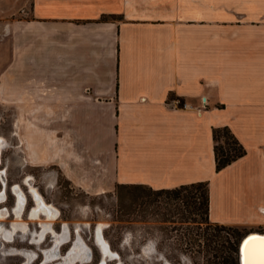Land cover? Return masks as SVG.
<instances>
[{"label":"crops","instance_id":"obj_1","mask_svg":"<svg viewBox=\"0 0 264 264\" xmlns=\"http://www.w3.org/2000/svg\"><path fill=\"white\" fill-rule=\"evenodd\" d=\"M6 29L27 163L91 194L208 181L211 222L264 229V0H30ZM223 126L247 152L217 171Z\"/></svg>","mask_w":264,"mask_h":264},{"label":"rangeland","instance_id":"obj_2","mask_svg":"<svg viewBox=\"0 0 264 264\" xmlns=\"http://www.w3.org/2000/svg\"><path fill=\"white\" fill-rule=\"evenodd\" d=\"M29 11L30 0H0V66L7 25ZM19 143V109L0 101V264H232L226 234L242 231L240 242L251 232L264 233L225 224L218 231L183 195L149 187L88 193L55 166L27 163ZM18 185L26 197L21 217ZM33 187L57 210L54 217L35 212ZM18 221L26 228L11 233Z\"/></svg>","mask_w":264,"mask_h":264},{"label":"trees","instance_id":"obj_3","mask_svg":"<svg viewBox=\"0 0 264 264\" xmlns=\"http://www.w3.org/2000/svg\"><path fill=\"white\" fill-rule=\"evenodd\" d=\"M213 139H214V151L216 159V170L220 171L223 168L230 165L232 162L237 160L246 154V149L239 139L235 136L232 130L228 126L214 127L213 128ZM221 140L223 143H221ZM125 187H146L142 185H128L119 186L118 189ZM159 192H167L175 195H183L185 202L188 205H192L198 210H202L209 217L210 211V188L209 182H197L192 184L181 185L180 187L173 189H162L156 190ZM210 220V219H209ZM218 231L226 229L225 225L216 223ZM217 240L222 241V235L220 233L215 234ZM242 236V231H237L233 235L230 234L224 236V242H226L230 248L228 257L231 259L232 264L237 263V254L239 252L240 242L239 238ZM223 242V241H222ZM225 258H220V262L224 263Z\"/></svg>","mask_w":264,"mask_h":264},{"label":"bare ground","instance_id":"obj_4","mask_svg":"<svg viewBox=\"0 0 264 264\" xmlns=\"http://www.w3.org/2000/svg\"><path fill=\"white\" fill-rule=\"evenodd\" d=\"M0 151H1V144H0ZM17 187H19V185L16 186L14 189V190H16L15 192H17L18 198H19L18 206L16 208L17 209L16 210V213H17L16 216L21 217V214H22L21 211L23 209L26 197H25L24 192L22 190H20V188H17ZM33 190H34V193L37 192L35 196H36V200H37L38 205H37V208L35 209L36 210L35 212L38 213L40 210H46L49 216L54 217L55 214H57V212H56L57 210L54 208H51L50 207L51 205H49V204L45 205L42 201L41 195L38 192V190L35 189V187H33ZM0 214H1V212H0ZM13 226H14L13 227L14 230H12L13 232H11V233H14L17 230V228H19V227H21L23 229L26 228L25 223L22 221L15 222ZM47 228L48 227L46 225L45 230ZM2 229H3V227L0 228V230H2ZM255 233H259V234L264 235V233H260V232H251L249 234H246L243 237V240L247 236L255 234ZM252 238H254V239H252ZM243 240L240 243V247H241ZM248 240H250L248 245L246 246V244H244V246L242 248V252L240 250V262L243 264H264V236H252ZM241 257H242V259H241Z\"/></svg>","mask_w":264,"mask_h":264},{"label":"water","instance_id":"obj_5","mask_svg":"<svg viewBox=\"0 0 264 264\" xmlns=\"http://www.w3.org/2000/svg\"><path fill=\"white\" fill-rule=\"evenodd\" d=\"M12 213H14V211H12ZM9 215H10V212L8 213V216H9ZM252 236H264V235L259 234V233H255V234H252V235L247 236V237L243 240V242H242V244H241V247H239V252H240V250H241V252H242V248H243L244 244H246V246L248 245V243H249V241H250V240H248V239L251 238ZM246 242H247V243H246ZM241 259H242V257H241ZM241 264H243V263H241Z\"/></svg>","mask_w":264,"mask_h":264},{"label":"snow or ice","instance_id":"obj_6","mask_svg":"<svg viewBox=\"0 0 264 264\" xmlns=\"http://www.w3.org/2000/svg\"><path fill=\"white\" fill-rule=\"evenodd\" d=\"M252 239H254V238H252ZM247 243V242H246Z\"/></svg>","mask_w":264,"mask_h":264}]
</instances>
